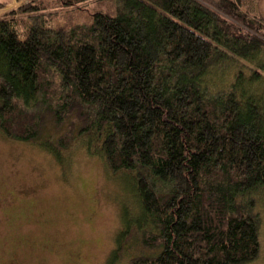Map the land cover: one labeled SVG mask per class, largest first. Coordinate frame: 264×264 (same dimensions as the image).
Here are the masks:
<instances>
[{"label":"trees","instance_id":"obj_1","mask_svg":"<svg viewBox=\"0 0 264 264\" xmlns=\"http://www.w3.org/2000/svg\"><path fill=\"white\" fill-rule=\"evenodd\" d=\"M256 2L107 0L104 11L91 0H33L0 15V132L56 155L86 140L113 176H133L138 213L125 211L109 264L133 226L150 255L131 264L260 257L264 17ZM230 65L239 66L234 80L216 89L214 69ZM256 82L258 94L249 90ZM48 123L69 130L46 140Z\"/></svg>","mask_w":264,"mask_h":264},{"label":"rangeland","instance_id":"obj_2","mask_svg":"<svg viewBox=\"0 0 264 264\" xmlns=\"http://www.w3.org/2000/svg\"><path fill=\"white\" fill-rule=\"evenodd\" d=\"M33 0H0V15ZM106 10L107 0H91ZM216 4L219 0H203ZM264 17V0H257ZM111 4V2H110ZM29 21V19H25ZM31 20V19H30ZM32 21V20H31ZM239 66L214 69L212 85L226 88ZM263 84L253 83L257 94ZM48 123L46 140L68 132ZM56 155L38 143L22 142L0 132V264H109L118 236L128 218L138 213L133 176H113L101 155L89 150L86 140ZM132 180V181H131ZM261 216L260 257L264 264V193L257 196ZM136 224V223H135ZM146 229H149L147 226ZM115 264H131L150 255L142 246L140 229L132 227L129 240Z\"/></svg>","mask_w":264,"mask_h":264}]
</instances>
